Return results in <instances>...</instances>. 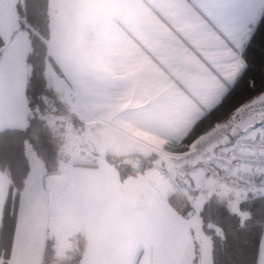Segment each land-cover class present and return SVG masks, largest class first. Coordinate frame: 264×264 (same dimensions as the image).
<instances>
[{"label": "crops", "instance_id": "0c3cea01", "mask_svg": "<svg viewBox=\"0 0 264 264\" xmlns=\"http://www.w3.org/2000/svg\"><path fill=\"white\" fill-rule=\"evenodd\" d=\"M162 3L163 0H50L48 46L61 69L60 75L76 93V99L64 96V100L83 123L78 132L81 138L90 128L96 129L114 144V139L127 137L134 141L131 145L140 149L132 151L125 144L116 143L117 153H157L159 159L167 160L170 153L177 151L164 147H180L193 125L223 98L219 93L210 94L206 81L196 73V53L203 45L187 24L161 14ZM220 3L226 9L227 20L233 26H241L248 8L241 12L239 2H235L236 6L231 0ZM261 16L258 15L257 21ZM257 23L251 26L252 33ZM69 31L84 35L88 50L95 38L102 41V71L92 68L83 57L70 58L65 53ZM31 49L28 36L24 57L28 75ZM99 145L114 149L110 144ZM30 146L26 143L30 171L19 201L8 264H59L61 256L51 259L46 253L53 228L47 188L49 174ZM102 161L66 163L62 157L58 175L64 179L62 194L65 188H70V204L66 209L64 201V212L61 210L54 229L60 231V223L63 230L68 227L69 231L60 238L65 241L80 235L82 230L88 233V255L82 264H129L127 252L141 223L140 205L147 197L162 196L169 208L181 213L169 202L166 183L151 170L121 179L115 165L106 163L107 158ZM206 183L204 179L197 188L193 178L181 181L183 189H193L195 195L201 191L206 194ZM9 186V177L0 171V224ZM125 186L134 190L129 196L122 193ZM66 214L69 223L63 225ZM55 243V256L63 249L64 257L69 249L63 245L57 250L59 243L56 240ZM210 257L212 264V242ZM142 259V253H138L134 264H140Z\"/></svg>", "mask_w": 264, "mask_h": 264}, {"label": "snow or ice", "instance_id": "6c2138e0", "mask_svg": "<svg viewBox=\"0 0 264 264\" xmlns=\"http://www.w3.org/2000/svg\"><path fill=\"white\" fill-rule=\"evenodd\" d=\"M254 3L257 7L236 27L227 20L220 0H163L161 14L187 24L203 45L196 53V73L206 81L210 94L226 98L235 91L234 78L245 66L241 57L246 41L252 39L251 26L264 14V0ZM40 7L41 0L22 4L0 0V136L27 133L40 103L38 93L29 98L31 79L24 61L30 27L38 23ZM251 87L255 88L254 82ZM222 103L221 99L216 107ZM218 129H223L219 140L205 139ZM26 139L21 141L22 148ZM181 143L185 146L179 151L186 157L194 186L199 188L205 177H212L207 180V192L186 215L169 208L162 196L147 197L140 205L141 223L127 252L129 264H134L138 253L143 255L140 264H211V240L202 230L199 212L216 194L228 201L242 222L247 217L238 205L249 191L257 190L255 178L264 177V93L239 100L225 120H216L208 132L191 140L184 137ZM256 264H264V236Z\"/></svg>", "mask_w": 264, "mask_h": 264}, {"label": "trees", "instance_id": "16d2710c", "mask_svg": "<svg viewBox=\"0 0 264 264\" xmlns=\"http://www.w3.org/2000/svg\"><path fill=\"white\" fill-rule=\"evenodd\" d=\"M20 3L22 4L23 0H20ZM39 17L38 23L30 27L32 49L28 63L31 84L28 95L31 98L38 93L40 103L35 106V116L27 133H5L0 136V171L10 179L0 224V264H8L11 258L19 201L30 171L26 143H30L43 160L47 174L58 173L64 141L59 128L50 123V120L70 119L78 131L83 125L79 117L58 98L54 88L48 85L47 64L50 63L61 72L47 43L51 32L50 0H41ZM242 58L245 67L234 82L235 91L230 96L222 98L223 103L220 107H213L214 111L213 108L210 109L193 125L186 136L189 140L202 131L208 132L216 120H225L231 107L239 100L249 95L264 93V14L254 27L252 39L244 47ZM253 82L255 88L251 87ZM25 136L27 139L22 148L21 141ZM184 146L181 143L178 148L170 145L164 148L180 152ZM107 159L117 167L121 179H126L151 170L159 160V154L133 153L114 158L107 155ZM168 200L179 213L184 212L186 215L193 211L188 199L180 201L172 194L168 195ZM238 207L240 212L248 214L243 222L238 213L231 211L228 201L216 194H212L202 205L199 215L203 232L212 242V264H256L260 239L264 236V195H249ZM217 228L220 229L219 233L216 231ZM46 253L49 258L55 259L56 248L51 239H48Z\"/></svg>", "mask_w": 264, "mask_h": 264}, {"label": "rangeland", "instance_id": "374dc122", "mask_svg": "<svg viewBox=\"0 0 264 264\" xmlns=\"http://www.w3.org/2000/svg\"><path fill=\"white\" fill-rule=\"evenodd\" d=\"M232 3L239 2L240 3V10L241 12H244L243 8H248L247 12L254 8L257 7L254 3V0H231ZM236 6V3H235ZM238 10V12L240 11ZM48 43V42H47ZM49 65V63H48ZM46 77L48 81V85L54 88L56 91V94L58 98L65 103L68 107L69 105L65 102L64 96L65 97H70L73 99H76V93L74 90L70 87V84L67 82L65 78H63L62 75H60V72L54 68L53 66L49 65L48 68L46 69ZM50 123H53L59 128L60 133L62 134V139L64 141V144L62 146L61 152H62V157H64L65 162H72V161H78V162H93V163H98L101 164L103 163V159L107 158V155L109 157H118L120 155H123L121 153H117L115 150L117 147L116 145L123 143L129 150H140L138 148H135L137 146L131 145V142L133 143L134 141L132 139H129L127 137H121L114 139L115 144L111 142V139L105 138L103 136H100L97 132L98 130L96 129H89L88 134H84L83 138L79 136V131L76 128H72L69 133L66 134V123L67 121L64 119H59V118H54L50 120ZM70 124H68L69 126ZM96 128V126H95ZM111 142V143H110ZM105 146L106 144H110L109 146L114 148V149H109L108 147L106 148H101L99 144ZM118 143V144H116ZM180 145V144H179ZM175 146V145H174ZM30 149H33L32 145L30 146ZM101 150L104 151V153L101 154ZM115 150V151H114ZM130 152V151H128ZM132 154L135 152H131ZM38 156V155H37ZM168 159V158H167ZM106 163H111L110 161ZM113 164V163H112ZM67 164L62 163V167H66ZM114 165V164H113ZM118 170V169H117ZM119 171V170H118ZM146 172V171H145ZM144 173L140 172L139 174ZM70 188H65L62 194V204H61V210L62 213L64 212V205L66 203V209L67 206L70 204ZM190 194H191V202H194V199H198L201 194H204L205 192L201 191V194L195 195L192 193L193 189L190 190V188L186 189ZM134 191V190H133ZM133 191L130 190L129 187H122V193L125 196H129V194L133 193ZM138 193H142L141 189H138ZM198 196V197H197ZM66 200V202H64ZM190 201V200H189ZM190 202V203H191ZM192 204V203H191ZM239 206V205H238ZM239 208V207H238ZM65 221H63V225L66 223H69V220L67 218V214L65 216ZM56 223L53 222V228L51 230V235L50 237L53 239V241L56 240L58 244L57 250L62 248L63 245H66V247L69 249V252L64 256V250L61 249L59 253L55 256L59 257L61 256L60 260L58 263L59 264H82L83 260L87 257V252H86V246L89 243V237L88 233L85 230H82L80 235L73 237L72 239L65 241L64 238H61V235L63 234L62 237L69 231L68 227L64 228L60 223L58 229L60 231H56L54 229V225ZM68 225V224H67ZM210 238V237H209ZM54 246H57L56 243H54Z\"/></svg>", "mask_w": 264, "mask_h": 264}, {"label": "built area", "instance_id": "2783aa9c", "mask_svg": "<svg viewBox=\"0 0 264 264\" xmlns=\"http://www.w3.org/2000/svg\"><path fill=\"white\" fill-rule=\"evenodd\" d=\"M66 123V134L74 128L73 123L70 119H64ZM68 124H70L68 126ZM223 134V129L213 130L211 135L206 136V140H219L220 136ZM181 165L179 171L174 170L173 165ZM151 171L160 177L167 185L169 190V195L173 194V189L179 192L183 189L181 181L185 178H192L189 166L187 165L186 157L181 154V152L170 153L167 160L159 159ZM206 180L212 179L211 176L205 177ZM256 191H249L247 196L252 194L264 195V177L257 176L255 178Z\"/></svg>", "mask_w": 264, "mask_h": 264}, {"label": "clouds", "instance_id": "9594fccd", "mask_svg": "<svg viewBox=\"0 0 264 264\" xmlns=\"http://www.w3.org/2000/svg\"><path fill=\"white\" fill-rule=\"evenodd\" d=\"M64 51L70 57H83V59L95 70H103V44L99 38H95L92 42L91 49L88 50V41L86 37L78 32L69 31L65 37ZM174 170L179 171L181 165H173ZM177 199L183 201L184 199L191 200V194L186 189H181L177 192L172 190Z\"/></svg>", "mask_w": 264, "mask_h": 264}, {"label": "water", "instance_id": "95a60500", "mask_svg": "<svg viewBox=\"0 0 264 264\" xmlns=\"http://www.w3.org/2000/svg\"><path fill=\"white\" fill-rule=\"evenodd\" d=\"M63 182V177L61 175H58V173L49 174V176L47 177V188L50 192L49 207L52 223L58 221L61 216ZM49 239L53 240L51 237H49Z\"/></svg>", "mask_w": 264, "mask_h": 264}]
</instances>
